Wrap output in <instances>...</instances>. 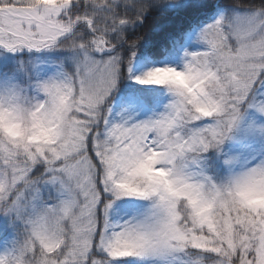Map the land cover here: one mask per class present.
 I'll use <instances>...</instances> for the list:
<instances>
[{
    "label": "snow or ice",
    "instance_id": "obj_1",
    "mask_svg": "<svg viewBox=\"0 0 264 264\" xmlns=\"http://www.w3.org/2000/svg\"><path fill=\"white\" fill-rule=\"evenodd\" d=\"M0 264H264V0H0Z\"/></svg>",
    "mask_w": 264,
    "mask_h": 264
},
{
    "label": "rangeland",
    "instance_id": "obj_2",
    "mask_svg": "<svg viewBox=\"0 0 264 264\" xmlns=\"http://www.w3.org/2000/svg\"><path fill=\"white\" fill-rule=\"evenodd\" d=\"M177 61L175 59H161V63H176ZM142 69V65H137V73ZM122 88H125L129 91H122ZM130 88V89H129ZM138 88L144 89L143 93L144 94H153L156 95L157 97L162 96L163 94V89H157L154 86H142L138 85L135 82L131 80H126L123 82V85L119 91L116 93V98L113 101V106L116 107L119 105L120 101L127 96L129 93L132 95H137L140 94Z\"/></svg>",
    "mask_w": 264,
    "mask_h": 264
},
{
    "label": "trees",
    "instance_id": "obj_3",
    "mask_svg": "<svg viewBox=\"0 0 264 264\" xmlns=\"http://www.w3.org/2000/svg\"><path fill=\"white\" fill-rule=\"evenodd\" d=\"M129 89H130V88H129ZM138 90H139V93H140V94H144V93H143L144 89L138 88ZM122 91L124 92V91H129V90H127V89H125V88H122Z\"/></svg>",
    "mask_w": 264,
    "mask_h": 264
}]
</instances>
